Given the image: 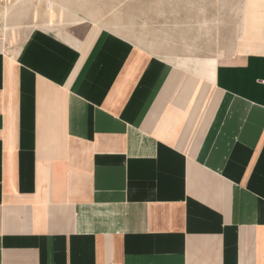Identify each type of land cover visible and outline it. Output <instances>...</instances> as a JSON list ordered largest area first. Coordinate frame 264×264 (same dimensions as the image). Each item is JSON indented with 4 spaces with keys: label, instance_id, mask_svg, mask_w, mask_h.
I'll list each match as a JSON object with an SVG mask.
<instances>
[{
    "label": "crops",
    "instance_id": "crops-1",
    "mask_svg": "<svg viewBox=\"0 0 264 264\" xmlns=\"http://www.w3.org/2000/svg\"><path fill=\"white\" fill-rule=\"evenodd\" d=\"M225 6L172 56L0 31V264H264V6Z\"/></svg>",
    "mask_w": 264,
    "mask_h": 264
},
{
    "label": "rangeland",
    "instance_id": "rangeland-1",
    "mask_svg": "<svg viewBox=\"0 0 264 264\" xmlns=\"http://www.w3.org/2000/svg\"><path fill=\"white\" fill-rule=\"evenodd\" d=\"M15 1L19 2L11 15L15 29L18 28L16 23L23 13L22 20L19 21L22 25L19 45L29 32L43 25L49 17V22L55 23L57 28L61 27L58 28L59 30L70 28L69 25L75 26L80 22L97 24L138 46L148 48L157 54L170 56L183 54L190 45L205 46L206 32L220 28L221 22L215 19L222 11L223 2V0ZM224 1L225 7L228 6L233 15L227 23H230L231 28H235L239 24L238 16L242 11L243 0ZM51 3L56 6L53 7ZM61 7L66 11L63 12ZM46 12L51 15L48 16ZM85 26L90 27V25ZM1 34L10 42L17 37L16 30L15 33Z\"/></svg>",
    "mask_w": 264,
    "mask_h": 264
},
{
    "label": "bare ground",
    "instance_id": "bare-ground-1",
    "mask_svg": "<svg viewBox=\"0 0 264 264\" xmlns=\"http://www.w3.org/2000/svg\"><path fill=\"white\" fill-rule=\"evenodd\" d=\"M15 1V0H14ZM13 0H12V2H11V4H7V3H9V0H7L6 1V3L5 4H3V5H0V12L3 10V12H2V14L0 15V31L4 34H10V32H13V31H15V27H14V25H13V18H12V10L15 8V6L19 3V2H14ZM61 1V0H60ZM49 2V1H48ZM56 2V1H55ZM62 2V1H61ZM6 4H7V6H6ZM259 5V6H261V5H263L264 6V0H246V8H252L254 5ZM51 5L53 6V7H55L56 6V4H54V3H51ZM6 6V7H5ZM61 6V5H60ZM67 7H69V6H67ZM5 8V9H4ZM62 8V10H63V12H65L66 11V9L64 8V7H61ZM55 10V9H54ZM46 14H50L51 15V13H48V12H46ZM68 14V13H67ZM77 17V16H76ZM75 17V18H76ZM71 20V19H70ZM73 22H74V20H72ZM71 21V22H72ZM80 21V20H79ZM78 24V23H77ZM80 24V23H79ZM94 26H97V24H94ZM10 31V32H9ZM241 40H242V38H240Z\"/></svg>",
    "mask_w": 264,
    "mask_h": 264
},
{
    "label": "built area",
    "instance_id": "built-area-1",
    "mask_svg": "<svg viewBox=\"0 0 264 264\" xmlns=\"http://www.w3.org/2000/svg\"><path fill=\"white\" fill-rule=\"evenodd\" d=\"M7 0H0V5H3L6 3Z\"/></svg>",
    "mask_w": 264,
    "mask_h": 264
}]
</instances>
